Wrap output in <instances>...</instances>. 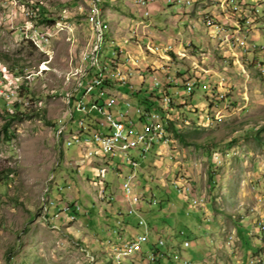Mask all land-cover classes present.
I'll return each instance as SVG.
<instances>
[{"label":"rangeland","instance_id":"rangeland-1","mask_svg":"<svg viewBox=\"0 0 264 264\" xmlns=\"http://www.w3.org/2000/svg\"><path fill=\"white\" fill-rule=\"evenodd\" d=\"M148 1L143 7L138 0H0V264H147L123 249L142 231L127 213L123 177L125 194L130 183V194L139 197L132 207L147 221L148 241L164 240L167 258L153 264H263L264 44H257L258 63L252 47L250 55L229 48L218 30L227 22L223 13L239 16L246 28L250 11L245 0ZM246 2L261 18L260 0ZM95 19L104 32L98 68H108L120 47L134 62L135 93L146 94L156 77L169 95L156 91L160 110L150 113L159 114L152 121L165 129L167 142L143 159L129 149L139 165L109 166L104 178L89 170L97 163L86 152L68 146L81 132L75 130L80 113L69 120V99L90 70ZM257 21L249 40L261 30ZM114 67L107 72L113 86L93 92L101 88L98 94L120 103ZM129 101L147 111L133 96ZM114 110L124 113L126 106ZM150 243H142L143 252Z\"/></svg>","mask_w":264,"mask_h":264},{"label":"built area","instance_id":"built-area-1","mask_svg":"<svg viewBox=\"0 0 264 264\" xmlns=\"http://www.w3.org/2000/svg\"><path fill=\"white\" fill-rule=\"evenodd\" d=\"M227 1V0H223ZM138 4L143 7H147L148 3H143V0H138ZM221 4V3H220ZM95 5L97 2L95 1ZM244 6L248 7L250 11V15L254 11L253 2L244 1ZM264 10V9H263ZM145 14H149L148 10L144 11ZM231 14H237L236 8H234ZM215 17L210 16V24H215ZM97 19H95V30H96V45L94 50L93 60L90 62V71L89 76H83V83L80 84L74 95L69 99V106H77V112L80 113V117L76 122L75 130H83L84 127H90L88 124H91V135L87 137L86 140L79 141H70L68 140V146L75 145L78 152H90L91 162L97 163L95 166L101 167V176L106 174L109 168L110 163H115L113 161L109 162V164H99V159L92 158V150L104 149L105 154H113V158L115 156V150L107 149V142L113 141L118 138H127V141L130 139H138V147L141 146V142H139V126L141 123H144L149 118H159V114L151 115V116H141V110L136 108H126L124 113H119L117 110H114L115 107L120 106L116 102H112L105 98L103 94H98L97 92H92V85L97 82H109L110 83V75L111 73H107V69H99L97 66V57H96V46L98 45V36H97ZM251 29L250 25H246V28H235L234 30H227V23L223 25L222 28H218L221 33V38L227 41H235L239 46L252 47L253 54L257 56V62L262 61L263 54H257V43L260 39L264 40V22H261V30H256V40H246V31ZM162 50H167V46L159 47ZM113 62H117L118 66H120L124 70V75L127 77V84H120L118 90L121 91L122 88L129 89V82L131 81V76L135 74L132 63L133 59H129V54L123 52L120 47H115L112 55ZM140 81H145L144 77L139 76ZM169 79V80H168ZM168 83L172 84V78L168 76L166 78ZM155 85H164L160 80L156 77H153L148 89H153ZM132 92H135V89H129ZM189 92V89H185ZM165 95H168L166 92ZM169 96V95H168ZM114 107L113 109H111ZM133 109V110H132ZM132 110V112H131ZM161 114V113H160ZM69 115V114H68ZM99 116L102 118L99 119ZM70 122L73 121V115H69ZM161 118H163L161 116ZM148 136H156L157 132L151 130V133ZM134 153H136V149H134ZM127 164L130 168H136L139 165V162H129V159L119 158L118 163ZM94 166V165H93ZM133 175V173L129 174ZM183 187V186H182ZM123 193L129 201V207L137 203L139 197L132 192V194H125V177H123L122 183ZM190 192L189 187H183V194ZM154 202V200L152 201ZM134 214L137 216V225L142 229L141 231V239L138 242L137 246H129V248L134 251L135 255H140L141 258L144 256L145 261L148 264H153L157 260L164 259L166 253H164L160 249L164 245V240L162 238H158L157 240V248L156 251L152 252H143L142 251V243L148 242L149 239V226L147 221L143 216L137 213L138 208H133ZM173 260L174 256H170ZM124 258H119V261H122ZM264 263V262H263Z\"/></svg>","mask_w":264,"mask_h":264},{"label":"bare ground","instance_id":"bare-ground-1","mask_svg":"<svg viewBox=\"0 0 264 264\" xmlns=\"http://www.w3.org/2000/svg\"><path fill=\"white\" fill-rule=\"evenodd\" d=\"M188 1V0H187ZM232 1H234V0H232ZM149 1L148 0H143V3H148ZM180 3H182V0H180V2H179V4ZM183 4V3H182ZM184 4H186V5H190L191 4V2H184ZM260 4L262 5V9H264V0H260ZM181 5V4H180ZM255 20H258L257 21V26L259 27V26H261V22H264V10H263V15H262V17L261 18H258L257 17V12H256V9L254 8V11H253V14L252 15H250V14H248L246 17H245V20H243V21H245V27H246V25H250L251 26V29H252V27H253V24H252V22L253 21H255ZM94 23H95V21H94ZM97 23H98V25H97V36H98V42H100V40H101V37H103L102 35H103V30H102V24H101V22H100V20H97ZM208 23H210L209 22V20H208ZM106 27L104 26V29H105ZM260 28V27H259ZM250 29H248L247 30V32L249 31ZM260 51H264V48H261L260 49ZM113 55V54H112ZM93 56H94V51H93V53H91V55H90V60H93ZM111 65H115V66H117V67H114L115 68V70L113 69V72H115L116 71V68H117V71H116V73H115V75L117 76V81L119 82V83H121V84H127V77L124 75V73H123V70H121L120 68L121 67H119L118 66V64H117V62H113V60H111L110 59V61H109V66H111ZM109 66H108V68H107V66H103L102 67V69H107V72L110 70L109 69ZM110 68H112V67H110ZM264 71V70H263ZM88 72V71H87ZM87 72L83 75V76H86L87 75ZM114 77V76H113ZM83 79V77L78 81V83H77V87L81 84V80ZM111 79V78H110ZM115 79H116V77H115ZM172 79H174V78H172ZM174 81V80H173ZM186 85H185V87H186V89H189V90H191V84L189 83V82H187V83H185ZM103 85V82H97V83H95V84H93L92 85V91H93V89L95 88V87H101ZM159 86H161V85H155V87L154 88H156V87H159ZM77 87L75 88V91H76V89H77ZM129 87L130 88H133V86L131 85V84H129ZM75 93V92H74ZM171 103V99L170 98H168V97H163V104H165V105H169ZM132 105H131V103H130V101L129 102H127V107L128 108H132L131 107ZM76 109H77V106H76ZM136 109H140V108H136ZM141 110V114H144L143 113V110L142 109H140ZM146 116H150V115H147V114H145ZM156 122V121H155ZM151 130H154V131H156L157 132V137L156 136H148V134H150L151 133ZM89 134H82L81 132H78V134L77 135H75L74 137H73V139L71 140V141H79V140H86L87 139V137L88 136H90L91 134H90V132H88ZM167 134H166V131H165V129L163 128V127H161V126H159V125H157L156 123H153V121H152V118H149V120H148V124H146V125H144V128H143V131L142 132H139V142H141V146H140V148H141V151L143 152V156L145 157V155L147 154V151H149L150 150V148H151V146H153L154 144H160V143H166L167 142ZM136 146H138V139H130L129 141H127V138H118V139H115V140H113V141H108L107 142V149L108 150H115L116 152H124V151H126L127 149H129V148H133V147H136ZM103 152H105V150L104 149H101ZM96 155V152H95V150H92V156H95ZM85 156H86V158L88 159V158H90L91 156H90V152H86V154H85ZM126 159H129V161H131V162H137V161H135V160H132V158L131 157H128V158H126ZM132 176L133 175H130V176H128L127 177V180L129 181V182H131V179H132ZM126 191H127V193L128 194H130V192H131V188H130V183L128 184V186L126 187ZM178 192V191H177ZM179 192H180V190H179ZM128 210V209H127ZM128 214H134V210H133V208H129V210H128V212H127ZM150 230V229H149ZM261 230V229H260ZM230 236H232V235H230ZM233 237V236H232ZM136 238V236L134 237V239ZM141 239V234L140 235H137V241L136 242H134V241H132V242H129V243H126L125 245H124V250H126V253L125 254H128V252H129V254L130 253H132V249L131 248H129V246H137L138 245V242H139V240ZM233 240H234V237H233ZM149 242V241H148ZM147 242H145V243H143V244H146ZM157 245V244H156ZM157 249V248H156ZM155 249V250H156ZM149 252H151L152 251V249H150V250H148ZM177 259V258H176ZM186 263V262H185ZM147 264H148V262H147Z\"/></svg>","mask_w":264,"mask_h":264},{"label":"crops","instance_id":"crops-1","mask_svg":"<svg viewBox=\"0 0 264 264\" xmlns=\"http://www.w3.org/2000/svg\"><path fill=\"white\" fill-rule=\"evenodd\" d=\"M163 11H164V9L163 8H161ZM223 11V10H222ZM222 16H223V18H224V20H227V22H225L224 24H220L221 25V27H223V25H225L226 23H227V30H234V27L235 28H244L243 26H242V24H239V22H238V19H239V16L238 17H236V19H229V18H227L226 16H225V14L223 13L222 14ZM236 20V21H235ZM220 23V22H219ZM238 23V24H237ZM254 31L255 30H251V31H249L248 32V34H247V36H246V40H249L250 39V36L252 35V34H255L254 33ZM150 32V31H149ZM151 33V32H150ZM151 35H152V33H151ZM149 39H150V41H152V36L151 37H149ZM221 40H222V43L224 42V44L225 43H227V45L229 46V48H232V49H235V47H239L240 49H241V51H242V54H246V55H250V53L251 52H248V53H246L245 51H246V49L247 50H249L250 49V47H245V50H244V48H243V46H239V44H237L235 41H227V40H224V39H222V38H220ZM234 44L235 46H232L231 44ZM177 45H175V44H173V48L174 49H176V50H178V51H180L181 49L179 48V47H176ZM246 55H244L245 57H246ZM151 57V61H157L158 63L159 62H161V63H163V61L164 60H162V59H156L154 56L152 57V56H150ZM179 71V70H178ZM145 80V79H144ZM144 84H145V81H144ZM172 85V84H171ZM140 85H139V83L137 84V87H139ZM144 87V85L142 84V86L140 87V90H142V88ZM130 88V87H129ZM101 89V88H100ZM130 89H132V88H130ZM135 89V88H134ZM128 89L127 88H125V89H121V99H122V102H120L119 103V101L117 102L118 103V105H120V104H125V106H126V108H128L127 107V102H129V96H130V93H128V91H127ZM136 91V90H135ZM102 94V93H101ZM104 95V94H103ZM125 100H127V102L125 103ZM140 128H142V126L140 125L139 126V130H140ZM129 149H131V148H129ZM129 149H127L126 151H124V152H116L115 151V156H116V158L118 157V158H128V157H131L132 158V156L130 155L129 156ZM95 152H96V155L95 156H92V158H94V159H99V164H109V162H111V161H113V155L111 156L110 154L109 155H107V154H105V152H103L101 149H97V150H95ZM131 152H134V149H131ZM132 160H134L133 158H132ZM89 162H91V157H90V161ZM119 164L120 165H122V163H110L109 164V166H115L116 168H117V171L119 170ZM100 166H93V168H92V166H89V170H91V172L94 174V176H96V177H99L98 175H100L101 174V168L98 170V168H99ZM88 170V171H89ZM117 171H116V173H117ZM115 172V171H114ZM136 231H134L133 233H132V235H134V237L136 236ZM153 233V232H152ZM158 238H160V237H158ZM150 243V241L149 242H147L146 244H149ZM148 250H150L149 248L147 249V250H144L145 252H149Z\"/></svg>","mask_w":264,"mask_h":264},{"label":"trees","instance_id":"trees-1","mask_svg":"<svg viewBox=\"0 0 264 264\" xmlns=\"http://www.w3.org/2000/svg\"><path fill=\"white\" fill-rule=\"evenodd\" d=\"M103 37H104V35H103ZM90 71V70H89ZM89 71L87 72V75L86 76H89ZM83 83V79L81 80V84ZM114 83V82H113ZM115 85H116V87H120V84L119 83H117V82H115L114 83ZM103 87H111V86H113V84L110 82H107V81H105L104 83H103V85H102ZM96 88V87H95ZM94 88V89H95ZM165 88V86L164 85H161V86H159V87H156V89L157 90H152V89H148V91L150 92V93H148V91L146 92V94H144V95H141L140 94V92L141 91H139V92H132L131 90H127L128 91V93H130V96H133L134 98H136V101H137V104L139 105V103L140 104H142L144 107H145V109L147 110V111H143V113L144 114H141V116H146L145 114H147V115H150L151 116V112H152V109H154L156 112H158L159 110H160V108L158 107V105H157V102L159 103V102H161V97H159L158 95H156V91H159V90H161V93H162V95H165L164 93H165V90L166 89H164ZM94 89H93V91H94ZM98 89L100 90V88H97L96 90H95V92H97L98 93ZM132 89H134V87L132 88ZM92 91V92H93ZM164 97H167V96H164ZM162 102H163V97H162ZM14 106L15 107H18L19 106V104L18 103H15L14 104ZM171 106H172V103H171ZM70 107V111H71V115H73L74 114V112H77L76 111V109H75V106H69ZM72 108V109H71ZM160 112H162V111H160ZM166 112V114L168 113V111L167 110H165L164 111V113ZM7 114H8V112H6ZM69 114H70V112H69ZM146 124H148V120H146L144 123H141V126H142V128H140V130H139V132H142L143 131V128H144V125H146ZM87 125H89L90 127H84V129L83 130H80L81 131V133L82 134H89L88 132H90V134H91V127H93V126H91V124H88L87 123ZM6 125H3V129H5L6 127H5ZM94 128V127H93ZM154 145H156V144H154ZM152 147V146H151ZM133 148H136L137 149V151H138V154H139V157L140 158H145L146 157V155L148 154V152L149 151H147V154L145 155V157L143 156L144 154H143V152L141 151V148L140 147H138V146H136V147H133ZM143 155H142V154ZM1 178V177H0ZM70 207H72V206H70ZM72 212L73 213H76V210H75V208L74 207H72ZM149 232H150V230H149ZM239 232H240V234H242V233H244L243 232V230H241V228H239ZM149 235H150V233H149ZM150 241V240H149ZM157 242L156 243H150V245H149V249H152V251H156L155 249L157 248ZM158 249V248H157ZM158 250H161V251H163L162 250V248H160V249H158ZM151 251V252H152ZM164 252V251H163ZM164 253H166L165 254V256H164V258H167V252H164ZM175 258H177V255H175L174 256ZM168 258H169V256H168ZM178 259V258H177ZM155 263H159V260H157ZM264 264V263H263Z\"/></svg>","mask_w":264,"mask_h":264}]
</instances>
